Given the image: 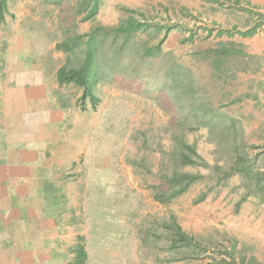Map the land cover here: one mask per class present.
Here are the masks:
<instances>
[{
    "label": "rangeland",
    "instance_id": "374dc122",
    "mask_svg": "<svg viewBox=\"0 0 264 264\" xmlns=\"http://www.w3.org/2000/svg\"><path fill=\"white\" fill-rule=\"evenodd\" d=\"M6 5L0 51L15 36L29 40L57 122L48 143H24L36 152L37 180L22 182L18 215L3 223L0 264H264V202L235 169L242 158L264 173V8L242 0ZM130 25L139 26L121 31ZM94 32L96 105L56 78L67 58L83 59ZM75 36L81 47L57 48ZM185 155L196 164L182 165ZM173 172L203 179L171 197Z\"/></svg>",
    "mask_w": 264,
    "mask_h": 264
},
{
    "label": "crops",
    "instance_id": "0c3cea01",
    "mask_svg": "<svg viewBox=\"0 0 264 264\" xmlns=\"http://www.w3.org/2000/svg\"><path fill=\"white\" fill-rule=\"evenodd\" d=\"M242 1L264 8V0ZM7 43L0 51V230L9 214L18 212L13 201H23L22 182L37 180L31 163L36 152L24 143L38 139L48 143L57 122L55 100L31 64L35 53L29 40L15 36Z\"/></svg>",
    "mask_w": 264,
    "mask_h": 264
},
{
    "label": "trees",
    "instance_id": "16d2710c",
    "mask_svg": "<svg viewBox=\"0 0 264 264\" xmlns=\"http://www.w3.org/2000/svg\"><path fill=\"white\" fill-rule=\"evenodd\" d=\"M97 0H94L96 3ZM6 0H0V21L3 20V11L6 9ZM96 11L89 13L88 17L92 16ZM139 26V25H138ZM138 26L130 25L128 28H122L121 31H125L130 33V31L136 30ZM94 32L89 36V38L84 42L85 50L81 51L83 55V59H71L67 58L65 64L60 67L57 71V81L58 84L65 85V84H73L79 87L82 90L81 100L85 101L88 99L93 105H96L98 99L93 94V88L97 83V76L99 75V63L96 58V40ZM80 36H75L69 42H63V44H58L57 48L61 49L65 53H69L81 47L83 43L80 42ZM73 61L77 62V65L74 67L72 66ZM186 150L194 153V149L191 146H184ZM188 155V154H187ZM183 156V160L181 161L182 165H195L196 162L190 159L189 156ZM238 173H240L243 177L253 180L254 179V187L255 191L262 196V201L264 202V173L257 171L253 172L250 168L249 162L239 158V162L237 163V168H235ZM199 179H203L202 176H197L189 173H179L173 172L171 177L169 178L168 182V191L170 192L171 197H177L187 191V189ZM202 196L201 199H203ZM177 232L180 235L181 231L180 228H177ZM182 239L183 236L180 235ZM76 250L78 252L79 257H85L84 248L81 245L76 246ZM79 264H82L80 261Z\"/></svg>",
    "mask_w": 264,
    "mask_h": 264
}]
</instances>
